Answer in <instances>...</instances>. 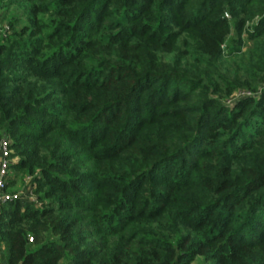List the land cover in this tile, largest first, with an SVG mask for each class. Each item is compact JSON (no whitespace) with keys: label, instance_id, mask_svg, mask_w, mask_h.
Masks as SVG:
<instances>
[{"label":"trees","instance_id":"16d2710c","mask_svg":"<svg viewBox=\"0 0 264 264\" xmlns=\"http://www.w3.org/2000/svg\"><path fill=\"white\" fill-rule=\"evenodd\" d=\"M0 130L7 264H264V0H0Z\"/></svg>","mask_w":264,"mask_h":264},{"label":"built area","instance_id":"2783aa9c","mask_svg":"<svg viewBox=\"0 0 264 264\" xmlns=\"http://www.w3.org/2000/svg\"><path fill=\"white\" fill-rule=\"evenodd\" d=\"M229 16L228 14H226ZM246 93V92H244ZM11 147H10V138L5 133H2L0 130V205L3 202L8 200L16 199L23 196H28L34 198L31 192L27 193L26 190L22 187L21 191H8L7 184L9 174L11 172L10 163H11ZM30 180V177L28 178ZM0 264H7L5 258V251L3 243L0 240Z\"/></svg>","mask_w":264,"mask_h":264},{"label":"rangeland","instance_id":"374dc122","mask_svg":"<svg viewBox=\"0 0 264 264\" xmlns=\"http://www.w3.org/2000/svg\"><path fill=\"white\" fill-rule=\"evenodd\" d=\"M248 44H249V42H248ZM12 188H13V190L21 191L22 190L21 181L17 179L15 185Z\"/></svg>","mask_w":264,"mask_h":264},{"label":"crops","instance_id":"0c3cea01","mask_svg":"<svg viewBox=\"0 0 264 264\" xmlns=\"http://www.w3.org/2000/svg\"><path fill=\"white\" fill-rule=\"evenodd\" d=\"M5 258H6V255H5Z\"/></svg>","mask_w":264,"mask_h":264}]
</instances>
